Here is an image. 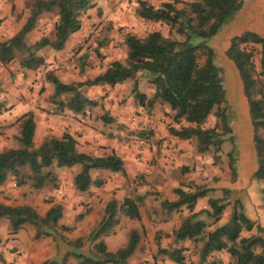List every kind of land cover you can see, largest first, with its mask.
Returning <instances> with one entry per match:
<instances>
[{
	"label": "trees",
	"instance_id": "obj_1",
	"mask_svg": "<svg viewBox=\"0 0 264 264\" xmlns=\"http://www.w3.org/2000/svg\"><path fill=\"white\" fill-rule=\"evenodd\" d=\"M27 1L28 15L21 28L10 38L0 41V65L17 64L23 72L44 69V79L53 87L48 101L54 114L59 115L65 110L85 114L99 105L98 101L85 95L86 89L113 88L130 80L133 82L132 97L147 115L157 104L169 108L177 126L169 128L171 136L190 142L195 155H211L213 165L218 163L221 155L225 156L232 187L227 185L217 189L207 183L191 182L174 189L175 200L161 199L152 210L161 222H168L174 213L181 219L166 247H161L157 236L156 257L173 264H222L219 255L225 254L228 264H264V228L246 215L241 199L232 201L240 184L235 116L216 63V51L209 44L243 10L244 0H164L159 6L138 0L135 16L167 27V35L158 30L142 37L126 33L122 36L126 49L122 61H112L94 78L71 84L62 83L54 71L48 70L42 53L47 49L63 51L70 37L81 31L86 14L97 7L95 1ZM48 14L56 17L51 34L30 40L29 34ZM106 42L100 43L96 51ZM223 55L234 66L241 84L255 160L250 180L263 183L259 195L264 206V37L245 30L228 40ZM88 58L84 55L80 59L81 67ZM144 79L154 89L150 97L139 91V84ZM210 117L214 118L212 124H209ZM102 120L105 124L113 122L107 113ZM14 125L18 128V136L14 137L17 147L0 152V186L12 179L23 196L46 188L56 189V170L75 166H79V172L73 178V186L80 194L88 192L91 186L104 184L102 179H92V171L120 174L129 181L120 156L111 153L94 157L81 153L76 139L66 131L60 136H46L35 145L33 112L18 117ZM152 134V131H142L137 136L147 140ZM225 142L231 146L226 153L223 151ZM213 181L219 179L214 177ZM145 198L133 195L120 203L111 199L102 219L85 239L93 244L88 253L79 251L85 240L77 238L67 241L72 250L60 259H49L40 264H69L70 260H75V264H131L130 259L144 233L142 229H131L126 244L114 252L108 250L104 238L115 231L122 217L140 221ZM201 199H206L207 208L197 211ZM49 203L52 206L43 216L30 205L0 204V219H7L12 236L26 225L33 227L35 239L52 235L60 238V232H72L74 226L60 223L62 205L54 204L52 200ZM228 209L229 215L223 222ZM146 214L150 216L149 212ZM84 216L80 215L78 220ZM60 239L65 240L62 236ZM3 262L0 252V263Z\"/></svg>",
	"mask_w": 264,
	"mask_h": 264
},
{
	"label": "rangeland",
	"instance_id": "obj_2",
	"mask_svg": "<svg viewBox=\"0 0 264 264\" xmlns=\"http://www.w3.org/2000/svg\"><path fill=\"white\" fill-rule=\"evenodd\" d=\"M4 5L2 10H0V28L4 25V30L7 29L6 21L9 17H15V23L21 24L28 15V1L27 0H2ZM96 3V8L90 10L83 19V28L85 35L82 41L73 48L71 52L74 56H84L87 55L88 64L94 65L98 59H109L111 61L117 60L122 61L125 58L126 49L122 43V36L126 33H132L137 36H144L150 31L158 30L163 35H167V27L154 24L150 22H145L142 19L135 16V10L137 7L138 0H94ZM149 3L159 6L164 0H147ZM245 5L243 10L236 15V17L229 23V25L217 35L212 41L209 42L210 46L216 51V63L220 67L221 77L225 83L228 92V103L234 111V124L236 125L235 134L237 137L238 145V170H240L241 183L239 184L238 190L234 194L232 201L236 199H241L245 204H247L249 213L261 214L260 207L258 205V197L260 196V188L263 183H258L251 181L249 172L255 164L253 145L251 141V127L248 120V114L246 109V103L242 95L241 84L234 66L228 62L224 55V49L227 46L228 40L235 36L232 31L239 33V31L249 30L251 27V22L262 23L264 15V0H244ZM259 5V7H257ZM11 14V15H9ZM56 17L52 14L44 15L39 21L37 32L39 35H49L53 30ZM19 22V23H18ZM263 25V24H262ZM256 26V24H255ZM252 28V27H251ZM2 29L0 33L4 32ZM251 31V30H250ZM39 36V37H40ZM3 38V36H2ZM106 42L102 48L98 50L100 43ZM81 54V55H80ZM80 58V57H78ZM77 58V59H78ZM6 69V68H5ZM93 69V68H92ZM38 74H44V69L38 71ZM89 77H93V73L88 74ZM45 81L42 85L37 86V89L41 93H45L46 87L44 86ZM132 81L120 85L117 91V98L111 99V103L116 105L118 109H125L131 106V109L137 107V102L134 101L131 89ZM33 88H31V91ZM107 92V93H106ZM116 92L114 88L99 89L91 97L97 99H106V97L111 93ZM109 102V101H108ZM1 104V102H0ZM140 113L134 112V116H138ZM169 116V119L172 118ZM214 122V118L210 117L209 124ZM151 123L144 124L140 121L136 123L133 127V133L145 131V132H156V130L150 129L148 125ZM173 123H171L172 125ZM132 125V123L130 124ZM169 126V124H166ZM165 126V127H166ZM125 132L130 129L126 126H122ZM132 130V129H131ZM16 129L7 126H0V137L7 138L8 143L5 146H0V152L3 149L16 146V141L14 140V134H16ZM130 131L129 134L132 133ZM160 134V132H157ZM13 137V138H12ZM138 137V136H137ZM186 146L183 147L178 154L177 160H173L176 165V171L171 170L173 176L182 181L180 185L187 186L192 183H207L214 188L219 189L223 186L232 187L230 184L229 170L227 169V160L224 155H221L218 163L213 165V157L211 155L198 156L193 152V145L190 142H185ZM169 145V144H168ZM229 142H225L223 145V151L226 153L230 149ZM169 147H167L168 149ZM179 155H181L179 157ZM176 161V162H175ZM178 161V162H177ZM153 167L155 170L162 169L161 165L157 160L153 159ZM163 170V169H162ZM176 172V173H175ZM73 175V171L71 172ZM150 173V172H149ZM141 174L135 178L124 183L123 178L120 175H107L104 177H99L102 180H106L104 186L98 190L95 189L94 192L89 193V197L85 199H78V193L71 189L69 183L65 184L61 190V200L60 202L64 207V217L62 223L74 226L72 232H60V235L65 239L52 235L46 238L35 239L33 227L26 225L22 229L21 239H12V235L9 233L8 221L7 219H0V250L7 253V261L5 264H24L22 259H25L26 264H39L49 259H60L66 252L72 250L67 244V241H73L77 238L87 239L90 232L98 224L104 214V207L107 201L110 199L112 191H117L116 197L120 200L123 195L121 191L127 193L132 192L135 188L139 189V192L144 190V187L150 186L151 190L155 189L154 185H160L162 182L156 179V173ZM69 177L68 173H63V177ZM149 175H151L149 177ZM67 177V178H68ZM218 178L219 181H213V178ZM249 177V178H248ZM65 178L67 181L68 179ZM164 181V180H163ZM69 182V181H67ZM155 182V183H154ZM108 183H111L109 185ZM154 183V185H153ZM108 184V185H107ZM146 184L143 187L142 185ZM176 184V183H175ZM140 187V188H139ZM130 192V193H131ZM144 192V191H143ZM54 191L46 190L38 193L30 194L28 196L27 202L30 203L39 211L40 214H44L45 211L50 207L49 200H53ZM75 195V196H74ZM80 196V195H79ZM95 197L94 203L90 201L92 197ZM55 198V197H54ZM90 198V199H89ZM148 203L144 204L143 210L146 213L149 212L150 216L147 214L143 215L142 221H131L124 217L121 218L119 225L116 227L115 231L108 237L104 238L107 248L109 251H115L117 248L124 245L127 240L128 232L137 227L139 230L146 232H155L157 227H163L167 230H173L175 223H162L159 221V217L152 213V210L157 208L160 201L159 197L146 198ZM90 201V202H89ZM80 215H85L81 220H78ZM229 215V209L225 212L223 217V222L226 221ZM264 215V214H263ZM179 219L176 217V222ZM157 225L153 228V225ZM162 236L165 231H162ZM167 235V234H166ZM163 243V242H162ZM149 243L144 244V250L142 252L136 253L130 259L131 264H167L166 262H161L160 257H156V249L152 251L148 247ZM93 244L84 241V246L79 250L82 253H88L92 249ZM148 247V248H147ZM75 260H70L69 264H75Z\"/></svg>",
	"mask_w": 264,
	"mask_h": 264
},
{
	"label": "crops",
	"instance_id": "obj_3",
	"mask_svg": "<svg viewBox=\"0 0 264 264\" xmlns=\"http://www.w3.org/2000/svg\"><path fill=\"white\" fill-rule=\"evenodd\" d=\"M3 5L4 2L0 0V10H2ZM257 7H259V5ZM14 21H15V17L14 18L9 17L5 24V26L7 25L6 26L7 29L4 30V25L0 28V31L2 29L4 30V32L0 33V41L10 38L15 33H17L18 30L23 25L25 19L19 25L16 24ZM258 21L259 20H257L256 23L251 22L252 28L250 27L249 30L254 31L264 37V20H262V23ZM37 29H39L38 26L32 33L29 34L28 38L30 40L34 41L39 38L40 35L37 32ZM243 31L241 30L239 31V33L234 31L232 32L234 35H239ZM84 35L85 32L82 25L81 31L70 37L63 51L55 52L51 49H47L44 50L42 53V56L47 64L48 70L54 71V74L58 77V79L62 83L71 84L76 82H83L87 79L94 78L102 71H104V69L108 66V64L112 62L111 60L106 58L102 59V61L98 59L97 62L94 64L97 65L95 67L92 65L90 66L88 64V61H86V64L81 67L80 59L83 58V56L75 57L74 53L71 51L77 45V43L79 44L82 41ZM90 72L93 73V77L88 76ZM43 81H45L44 74L40 75L38 74V72H31V71L23 72V70H21L17 64H10L7 67H3L0 65V82H1L0 126L15 128L17 132L16 134H14V137L18 136V128L17 126L14 125L16 119L27 112H33L34 121L36 124L35 134H34L35 145H39L46 136L49 135L60 136L63 132L66 131L76 139V141L78 142L77 149L81 153H86L94 157H104L111 153H115L118 156H120L124 161L125 170L127 172L129 180L131 179V177L135 178L138 175L147 174V172L148 173L150 172L149 174L156 173L157 174L155 175L156 179H159V181L162 182L160 185L157 186L154 185L155 183L154 182L153 185L155 189L153 190L149 189L151 188L150 186H148L147 188L144 187L145 188L143 190L144 192L142 190L139 192L138 188H135V190L132 192L130 191L131 193L128 191L126 193L125 190L121 191L123 195L121 196L122 198L120 200H118L115 195L118 192L112 191L110 195L111 197L107 201V203L111 199H115L120 203L125 197H132L133 195L146 196L147 198V196L156 197L155 194H157V197H159L160 200L166 199L171 201L176 199V196L174 194V189L180 187L182 181L175 178L171 172V170L173 169L176 171V165L173 162V160H177L178 154H180L179 151L186 146L185 142L188 141L180 140L169 134L168 131L169 128L170 127L177 128V126L173 123L172 119L171 120L169 119L168 115H170L171 117V112L167 106H161L157 104L150 115H147L145 110H143L142 107H139L138 104L137 107L136 108L134 107L133 109H131V106L125 109H118L116 105H113L111 103V99L117 98L116 97L117 91H118V87L120 86L117 85L113 87L114 91L116 92H114L113 95L109 93L106 99H100L98 101L99 105L93 108L91 111H86L85 114L77 115V114H73L68 110H65L63 113L57 115L53 113L52 110L53 106L48 101L49 96L52 94L53 87L48 82L45 81L44 83V86L46 87L45 93H41L40 90L37 89L38 84L42 85ZM31 88H33L32 91ZM102 88L111 89L112 87H108V86L91 87L85 90V95L89 99L97 101V99L91 96ZM139 91L145 94L147 97H150L153 94L154 89L144 79L139 84ZM135 111L137 113H140V115L134 116ZM105 113H107L108 116L113 119L112 123L105 124L103 122L102 116ZM140 121L144 122V124L151 123L148 125V127L150 129L156 130V132L155 133L153 132L151 137L147 140H143L137 137V135L132 132L134 129L133 127H135L136 123H139ZM131 123L132 125H130ZM171 123L173 124L171 125ZM166 124H169V126H166ZM122 126L128 127L132 133L128 135L130 131L127 130L125 132ZM157 132H160V134H157ZM8 140L10 139H7L6 137L5 138L0 137V146H5L8 143ZM16 147L17 145L10 148H16ZM167 147L169 148L167 149ZM180 156L181 155H179V157ZM153 159L157 160V162L159 163V165H161L163 170L159 169L153 172V170L155 169L153 167L154 165V162H152ZM254 169H255V164L249 172L248 175L249 177H251V174L254 171ZM68 171H69V177L67 175L68 178L67 177L65 178H67L68 179L67 181L69 182H67L65 178L62 176L63 173H68ZM72 171H73V175L71 173ZM78 172H79V166H75L70 169L68 168L57 169L56 173L58 175V187L56 189L46 188L42 191H46V190L48 191L49 189L54 191L52 195L55 198L53 197V200L52 199L51 200L53 201L54 204L62 205L60 202H58L59 200H61L60 193L62 187L66 183L67 184L69 183L71 189L75 191L73 186V178ZM105 174L113 175L112 173L107 171L97 170L91 172V177L93 180L101 179L99 177H104ZM115 175H120V174H115ZM150 176L151 175H149V177ZM239 177H241L240 174ZM123 180L124 183L126 184L124 178ZM104 181L106 182V180H103V182ZM239 183H241V179L239 180ZM104 184L101 187L91 186L88 192L82 194L75 191L78 193L77 198L85 199L89 197L90 192L92 193L95 191V189L98 190L102 188ZM108 184L111 185V183ZM145 185L146 184L140 187H143ZM21 193L22 191L14 186L12 179L7 180L5 184L0 186V204L12 206V207L18 205H30L34 207L33 205L27 202L28 196L30 195L23 196ZM146 198L144 200L145 205L146 203H148L147 202L148 200ZM94 200L95 197L93 196L90 199V201H93L94 203ZM243 204L246 215L251 220L257 222L259 225H261L264 228V215H263L264 206L261 202L260 196L258 197V205L260 207L261 214L249 213L247 204H245L244 202ZM49 205L51 207L52 203ZM50 207L45 211V213L50 209ZM203 208H207L206 199L199 200L196 206L197 211ZM140 212H141L140 221H142L143 215H145L146 212L145 210H143V207L140 209ZM45 213L44 214L39 213V214L43 216L45 215ZM63 217H64V207H63ZM176 217L179 219L177 222H176ZM180 220H181L180 216L174 213L172 214L168 222H162L164 224L170 222L175 223V227L173 228V230L170 231L167 230L165 226L163 227L161 226L158 228L157 225L152 224L153 228L157 227L156 231L147 232V234L145 232L141 235V240L134 254L142 252L144 250L145 242L149 243L148 245L149 249H151L152 251H154V249L157 250V242H156L157 236L159 237V243L161 247H166L172 239L173 231L179 226ZM61 221L60 223L63 224ZM133 229H138V228L134 227ZM163 230L165 231V234L162 236ZM21 233L22 230L17 235L12 236V239L20 240ZM126 242L124 243V245L126 244ZM0 252L2 253L4 259V262L0 264H5L7 261V253L4 252L3 250L2 251L0 250ZM219 257L222 260V264H228V258L225 254H220ZM22 260L23 263L26 264L25 259ZM162 261L166 262L167 264H173L171 261L167 259L164 260L161 259V262Z\"/></svg>",
	"mask_w": 264,
	"mask_h": 264
}]
</instances>
